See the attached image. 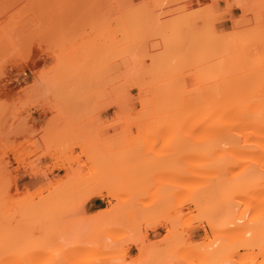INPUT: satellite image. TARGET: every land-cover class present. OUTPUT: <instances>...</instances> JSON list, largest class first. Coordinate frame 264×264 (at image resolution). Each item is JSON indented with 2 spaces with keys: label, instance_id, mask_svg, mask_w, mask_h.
I'll return each mask as SVG.
<instances>
[{
  "label": "rangeland",
  "instance_id": "374dc122",
  "mask_svg": "<svg viewBox=\"0 0 264 264\" xmlns=\"http://www.w3.org/2000/svg\"><path fill=\"white\" fill-rule=\"evenodd\" d=\"M261 108L264 0H0V264H264Z\"/></svg>",
  "mask_w": 264,
  "mask_h": 264
},
{
  "label": "bare ground",
  "instance_id": "6f19581e",
  "mask_svg": "<svg viewBox=\"0 0 264 264\" xmlns=\"http://www.w3.org/2000/svg\"><path fill=\"white\" fill-rule=\"evenodd\" d=\"M231 104H232V103H231ZM247 105H248V104H247ZM252 105H253V104H252ZM197 106H200V105H197ZM197 106L195 105V107H197ZM202 106H203V105H202ZM206 106H207V105H206ZM220 106H221V105H220ZM235 106H236V105H235ZM192 107L195 108L193 105H192ZM200 107H201V106H200ZM252 107H253V106H252ZM258 107H260V106H258ZM258 107H257V108H258ZM233 108H235V107H234V106H233V107L231 106V107H230V110L226 108V109H227V114H228V112H229V113H230V112H231V113L233 112V115H234V110H235V109H233ZM238 108H239V107H238ZM241 108H242V107H241ZM241 108H240V109H241ZM257 108L255 107V109H257ZM236 109H237V108H236ZM245 109H246V107H245ZM250 109H251V108H250ZM252 109H253V108H252ZM255 109H254V110H255ZM204 110H205V109H204ZM219 110H220V109H219ZM221 110H222V109H221ZM260 110H262V108H261ZM262 111H264V110H262ZM183 112H184V110H183ZM187 112H188V110H187ZM189 112H190V110H189ZM213 112H214V109H213ZM216 112H218V109L215 110V113H216ZM246 112H247V110H246ZM246 112H245V113H246ZM248 112H249V110H248ZM198 113H200V112H198ZM202 113H203V112H202ZM211 113H212V112H211ZM215 113H214V115H212V118L215 116ZM218 113H219V112H218ZM220 113H221V112H220ZM245 113H243V114H245ZM249 113H250V112H249ZM254 113H256V112H254ZM257 113H258V112H257ZM205 114H206V112H205ZM205 114H203L202 116H204ZM209 114H210V113H209ZM216 114H217V113H216ZM238 114H239V113H238ZM251 114H253V113H251ZM258 114H259V113H258ZM187 115H189V113H187ZM219 115H220V114H219ZM228 115H229V114H228ZM233 115H232V118L234 119V116H233ZM254 115H255V114H254ZM209 116H211V114L208 115V118H209ZM216 116H217V115H216ZM223 116L225 117L224 114H223ZM223 116L221 115V117H223ZM229 116H230V115H229ZM229 116H228V117H229ZM245 116H246V115H245ZM200 117H201V116H200ZM221 117L219 118V116H218V117H216V118H218L219 120H221ZM235 117H236V115H235ZM230 118H231V116L229 117V120H233V119H230ZM218 119H216V120H218ZM223 119H224V118H223ZM225 119H226V118H225ZM225 119H224V120H225ZM235 119H236V118H235ZM241 119H242V118H241ZM247 119H248V118H247ZM261 119H262V118H261ZM261 119L259 120L260 122H259V121H256V122H258V124H259V123H264V121H262ZM216 120H215V117H214V118H213V121H216ZM219 120H218V121H219ZM229 120H228V121H229ZM244 120H245V118H244ZM244 120H243V121H244ZM234 121H237V120H234ZM251 121H252V119H251ZM253 121H254V117H253ZM226 122H227V121H226ZM252 123H253V122L248 123L249 127H250V125H251V126H254L255 122H254V124H252ZM237 124H238V122H237ZM255 125H257V123H256ZM262 125H264V124H262ZM239 126H240V125H239ZM254 127H255V126H254ZM256 127H257V126H256ZM258 127H259V125H258ZM258 127H257V128H258ZM260 127H262V129H261ZM260 127L257 129V131H259V129H260V130H261V131H260L261 133H260V132H259V133H260V135H262V134H264V133H262V132H264V126H261V124H260ZM252 128H253V127H252ZM250 129H251V128H250ZM250 129H249V130H250ZM255 129H256V128H255ZM249 130H247V131H249ZM254 131H255V130H254ZM245 133H246V132H245ZM255 133H256V132H255ZM248 134H249V133H248ZM253 134H254V133H253ZM262 138H264V135H262ZM238 145H239V144H238ZM238 145H237V146H238ZM140 208H141V209H140ZM140 208H139L140 210H139V209H137V210L142 211L143 208H142V207H140ZM167 232H168V231H167ZM167 234H169V233H167ZM169 235H170V234H169ZM169 238H170V236H169ZM167 240H168V238H167ZM137 244H138V243H137ZM141 247H142V246H141ZM138 249H140V248H138ZM140 250H142V249H140ZM138 252H142V251H138ZM142 259H143V258H142ZM142 261H143V260H142ZM139 262H140V261H139ZM134 263H135V262H134ZM181 263H182V264H195L194 261H193L192 259L187 260V261H181V262H179L178 264H181ZM113 264H116V261H115V263H113ZM127 264H129V262H128ZM132 264H133V263H132Z\"/></svg>",
  "mask_w": 264,
  "mask_h": 264
},
{
  "label": "crops",
  "instance_id": "0c3cea01",
  "mask_svg": "<svg viewBox=\"0 0 264 264\" xmlns=\"http://www.w3.org/2000/svg\"><path fill=\"white\" fill-rule=\"evenodd\" d=\"M96 202H92V201H89L88 202V205H89V207H92L93 206V210H98V209H101L102 207L101 206H97L96 204H95Z\"/></svg>",
  "mask_w": 264,
  "mask_h": 264
}]
</instances>
